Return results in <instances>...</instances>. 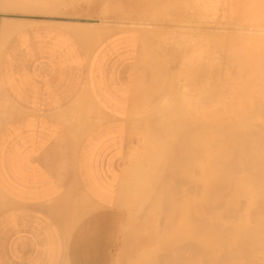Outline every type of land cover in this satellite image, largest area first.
Masks as SVG:
<instances>
[{"label":"rangeland","instance_id":"1","mask_svg":"<svg viewBox=\"0 0 264 264\" xmlns=\"http://www.w3.org/2000/svg\"><path fill=\"white\" fill-rule=\"evenodd\" d=\"M48 1H49V6H50L49 9L36 10L35 12L31 8L24 9L25 6L17 7L16 5L15 6L12 5L13 7H10V6L2 7L4 6L2 4L0 5V16H1L0 21H2L4 18V19H12V21H18V22L19 21L34 22L36 20L39 21L42 19L43 20L44 19H48V20L54 19V20H59V21L84 22V23L93 22L94 26H91V30L87 28L90 26H86V30H85L86 36L84 35L83 37L82 35L77 36L72 31L71 33L65 29H62L61 27H58V25L55 26L51 24H43V23L34 22V24L26 27V28L49 27V28H54L58 30H63L65 32H69L77 40L80 41L82 46H84V42H86L88 45L93 44L94 39L90 37L91 35H93L91 33L93 32L101 33L102 31H99L100 28L102 29L105 27H109L111 29V27H113L112 29H115V30L112 32L113 34L109 33V34L103 35L102 36L103 39L98 43L97 46H99L105 40L110 39L114 34L120 33L122 31H129V33H134L135 35V40L133 41V44L131 46V48L134 51L133 52L134 60H133V64L130 66V79H129L131 83V96L130 97H131V100L133 101V104L130 110V114L128 115V118H126V122L128 125L127 151H126V156L124 160L122 174H124V172L127 169V166L132 162L131 160L134 161L132 162V164L135 163L136 157L138 158L139 157L138 155L142 153L143 147H144L141 142L142 137L144 135V134L142 135V133L145 131L146 128L148 130L150 129V127H152L154 130V131L151 130L153 134L154 132L157 133L159 130L158 133L161 132L162 134L160 133V135L165 137L164 139L166 140V141L159 140L162 142L157 141L158 139L156 140V144L158 143L159 146L163 145L164 148H162L160 151L163 150L164 154L160 152L157 147H156L157 149L156 153L157 154L161 153V156L162 155L166 156V153H167V157H166L167 159L165 157L160 158V154H159L158 155L159 158L157 157L158 161L156 158H153V160L152 159L149 160L150 162L149 161L146 162V166L148 168V169L146 168V172L151 173V174L153 173V175L155 176V179L153 177L154 180L151 179L150 181V183H153L154 186L153 184L151 186L150 183L148 182V184H146L145 187H142L141 190H144V188H146V190H144L145 194L142 193L143 191L142 192L140 191V188H135V191H137L136 189H139L140 194L137 195L139 193L137 191L136 198L138 199H136V202L134 201L135 199L134 196L133 198L131 197L133 199V201L131 202L135 203L133 205H129V204L128 206L126 204L125 205L123 204L114 205V210L118 213V216H119V219H118L119 224L117 226L118 227L117 232L119 234L118 243H120L121 248H122V250H120L119 252L122 254L121 261L122 262L126 261V263H129V264L154 263L150 259H151V256H152V259L156 256V233L155 232L157 230L159 231V229L160 231H169L167 226L166 227L164 226L168 222L167 220L169 219V217L171 218L172 216H175L176 222H177L176 224L177 232L196 233L195 230L198 227V223L199 224L203 223L202 225H204L203 226L204 228L202 227L203 230L198 231L197 233L202 232V234L204 235L200 237H204L207 239L206 240H198V239L193 240V243L195 245L193 249L196 252H194L192 255L193 256L192 264H264V220H263L264 219V214H263L264 213V194H263L264 193V180H263L264 179V175H263L264 174V164H262V166L255 165V163H257L255 162L256 160L254 161L255 156H254V159L252 157L255 151L259 153L260 151L258 152V150H262L261 149L262 147L260 145L263 144L262 142L264 140V139L263 140L260 139L263 135V134L261 135L260 133L262 132V130L264 131V125H263L264 124V105H261L264 103V43L263 42L259 43L260 41L258 42L256 41L257 36H260V34H257L256 31L263 30L264 28L263 26L264 25L263 24L264 23V18H263L264 0H212L211 3H207L208 2L207 1L206 2L207 4L204 2L206 0L204 1L203 0H177V1L176 0H48ZM168 1H171V2H168ZM187 2L188 3L191 2V3L188 4ZM157 4L160 6H158ZM161 5L165 6L164 11H163L164 7H161ZM106 7H109L111 10L107 16L104 15L103 13ZM159 8L161 11L159 10ZM30 10H32V12ZM112 10L116 12H112ZM131 14H133L134 16H132ZM256 14L258 15L259 18L257 17ZM140 15L141 17H138ZM106 19L108 21H106ZM114 20H116L117 22ZM118 21L119 22L124 21L121 23H125L126 26L123 28L119 27ZM203 21H207L208 23L203 22ZM139 23H143V24L145 23L144 26L148 24L150 25V28L147 29V31H144L146 28L141 27ZM150 29L152 30V32ZM89 30H90V33H88ZM249 30H251L252 32H247ZM157 31L158 32L162 31V32L158 33ZM163 31L165 34L167 33L169 34V31H170V34L173 32L171 34V38L167 37L170 34L169 35L167 34L165 36ZM206 32L207 34L208 33L210 34L206 36ZM174 33H177V34H174ZM181 33L182 34L185 33L183 35L185 36L184 38L181 35ZM186 33L187 34L193 33V34L187 35ZM214 33H216L217 35H215ZM149 34H152L154 36L153 37L149 36ZM195 34H198V35L195 36ZM159 35H160V38L158 37ZM193 35L195 37L198 36L195 39V41H194L195 37ZM87 36L89 40H87ZM190 36H193V37H190ZM191 38H193V40ZM174 39H176L177 41ZM190 39L194 42L190 41ZM180 41L184 44H182ZM199 41H201L202 44L204 43V45L202 46L201 43L195 44V42H199ZM6 42L7 40L4 42V44ZM189 42L191 43L190 44L191 47H189L188 45ZM261 45H263L262 48H259ZM187 46L188 48H186ZM193 52H195L196 56L194 55ZM190 53H192V55ZM190 55L192 56V60H190L191 59ZM187 60H189L190 62L186 66V63L188 62ZM193 61H195L194 62L195 64L193 63ZM218 68L220 69L218 70ZM183 69L186 70L187 72H184ZM189 69L191 72L189 71ZM204 70L206 71L204 72ZM196 74L199 79L197 80V83L199 82V84H197L196 81H194L195 79H197V77H195ZM198 74H200V76ZM157 77H158V80H157ZM190 77L192 80L189 79ZM187 79L192 81L193 84L190 85L191 83ZM185 81L189 82V85H190L189 87H191L193 90L188 88L187 82H186V85H184L185 88L184 87H182L183 89L181 88V86H183L182 84H184ZM137 83H140L142 85L137 84ZM160 83H163V84L158 86V84ZM143 84L146 85V87H148L147 90L145 86H143ZM138 85L140 86L138 87ZM193 85H196V86H194L193 88L192 87ZM142 86L143 88H145L143 92H141V90L143 89ZM140 87L142 89H139ZM135 88L139 89L140 91L137 89L135 91ZM186 90H188L190 93L195 94V95L193 94L194 96L190 98L191 100L189 99L191 95ZM140 92L142 93L141 95H140ZM138 93H139V96H138ZM183 93L187 95L188 98L185 95H182ZM161 96L163 99H161ZM156 98L158 102H156ZM164 98L166 101L167 100L173 101V103L174 104L176 103V105L182 99L181 100L183 104L182 106H184L183 110L185 111L183 112V114H186V113L187 114L183 116V114L178 113L177 111L176 112L178 114H181V116L184 118H181L180 116H178L179 118L177 117V119H174L171 116L172 113H170L169 115L171 116V118L168 116L167 113H164L161 117V115H159L158 113H155L157 112V109H156L157 106L159 107V104L161 105V101L163 102ZM159 99H161V101ZM257 102L259 104H257ZM248 103H251V104H248ZM190 105L192 106L189 107ZM153 106H155V108ZM186 106H188V108ZM194 106L195 107L197 106L198 108L197 107L196 108L199 109L200 111L199 110L197 111V109H194ZM200 106H201V109H200ZM137 107L139 108L141 107L140 109L143 112H141L139 108ZM176 107H179V106H176ZM147 108L148 109L150 108L149 110L152 113H150L149 110L147 111ZM189 112L190 113L192 112V113L189 114ZM154 114H158V117L157 115H154ZM165 114H167V117L169 120L166 118ZM150 115L153 116L151 118L152 121L150 120V117H151ZM158 118H161V120ZM234 118H236L237 120H233ZM148 119L150 120L151 123L149 122ZM181 119H183L184 124L182 123ZM186 121L189 122V124L191 123V126H193V128ZM144 122H146V124ZM177 122H179L180 124ZM161 123L162 125H160ZM163 124L165 125L164 127L165 129L164 128L162 129V127L164 126ZM178 124H179V129L177 128L178 130H175L176 129L175 127H178ZM154 125H156V129H154L155 128ZM157 125L159 129H157ZM185 125H187V127ZM260 125H261V129L260 127L258 128V126ZM183 128H186V129L184 130ZM197 129L200 132L197 131ZM162 130H164V132L167 134L165 135V133H163ZM239 130L244 131V133L249 132L250 130L251 132L247 134H244L242 132L244 135H239L241 134ZM257 130L261 131V132H258L260 134L259 135L260 138L258 137V134L255 133V131ZM235 132L236 134L239 133L237 137L234 134ZM156 133L154 135L152 134L153 139L154 138L156 139V136H155ZM176 134L178 135L176 136ZM231 134L234 135V138L235 137L238 138V140L235 138L236 141L233 140V142L230 143V141H232V139H230L232 136ZM191 136H193L194 138L192 137V139H190ZM238 136H241V137L244 136V138L241 139ZM256 137L259 140H257ZM182 139L184 142H182ZM176 140L177 141L180 140V141L177 142ZM187 140L188 141L192 140L191 141L192 143L188 142ZM167 141L169 143L171 142L170 144L172 146L166 144L168 143ZM196 141H199L201 145L198 144L199 142H196ZM163 143L166 144V146H164ZM189 143L191 144V146ZM228 143L229 145L231 144L232 145L229 146ZM174 145H176L177 147ZM186 145L188 146V148ZM167 146L170 147V149L169 148L167 149ZM173 147H174V150H171ZM250 147L251 149H253L254 147L256 149L257 147L258 148L261 147V148L258 150L253 149L252 151L250 150ZM164 149L167 151L165 152ZM189 149L192 150V153L190 152L191 150ZM245 149H248V150H245ZM176 150L177 152H180V153H178L177 155L174 154V156L178 158L180 157V158L178 159L174 157V159L176 158L178 159V161L183 159V161L181 160L182 162L180 161V163L178 161L172 160L173 153H177ZM185 150L187 152L189 150L190 153L188 154L187 152H185ZM263 150L261 151L262 153H264ZM147 151L148 150H144V153L141 155H144V154L147 155L148 154ZM171 151H173V153H171ZM248 151L253 152V154L247 153ZM241 152L242 153L246 152L245 154H249V155H243ZM183 153L186 154L185 156H183L185 159L181 157L182 155H184ZM238 153L240 154L238 155ZM179 154L181 155L179 156ZM201 154H203L202 157L200 156ZM241 154L243 157L242 160L245 159L247 156L248 157L250 156L252 157V161H254L255 163L251 161V163H253L251 164L250 163L251 158L249 157L250 160H248L247 158L248 161H245V162L242 161L244 163V164L242 163L244 167L241 166L242 164H240V162L236 160L238 157H241L240 156ZM169 155H172V157ZM254 155H259V154H254ZM186 156H188V158ZM259 157L260 155L257 158L258 162L264 163L263 161H259L260 159H264V158H259ZM261 157H264V155L263 156L261 155ZM164 158L167 161H164ZM187 159H189V162ZM160 160H162L161 162L163 161L165 162V163L164 162L162 163V166H161ZM184 160H186V162H184ZM230 160H231L232 165L235 164L234 162L236 163L239 162L238 165H240L239 167H242V168L239 169L238 167V169L235 170L234 168H237V166L235 167L233 165V168H230L229 170L225 168L224 170L218 171V165L220 164L219 161H221V164H222V162L230 161ZM148 163L151 166L150 169L148 167ZM171 163H173L174 166L172 164L170 168ZM177 163H179V165L178 167L176 166L177 168H175V165H177ZM183 163L186 164L185 168H183V170L185 169L184 171L182 170L183 166H181V164ZM156 168L157 169L159 168V169L157 170ZM197 168L201 169V174L199 171L200 169H197ZM171 169L178 170L177 172L179 174L175 175L177 174L175 170V173H173V175H175L176 177H174L170 171ZM159 170L160 172H158ZM163 170L169 173L168 174L164 172L165 174H167V177L169 175L168 178L165 177L167 178L165 181L163 180L165 178H162L164 174ZM157 173L158 175L159 174L160 175L156 176ZM187 173L189 174L187 175ZM171 176L174 178V180L175 178L180 179L179 183L180 182L182 183L183 181H185L184 179L186 178L187 179L189 178L190 180V176H191L192 177L191 179L193 180V182L195 181L194 184L196 185L198 184L199 186H201V188H198V185L196 187V185H193L192 181H191L192 183L189 184L188 183L189 180L187 181L186 179V181L184 182L185 184H182L181 189L183 188L185 190L186 187H184V185L188 186L189 190L187 189L188 192L186 190L187 194L190 191L191 184L193 185V187L195 186V188H198V190L200 189L201 190L198 191L196 189L197 190L196 191L195 188H192L191 186V192L193 190L192 192L193 194H191V192L190 194L193 196L188 194L189 198L186 199L184 198L186 197V193H185V195L182 198H180V199L184 198L185 201L178 200L180 203L177 201L175 205L174 204L172 205V203H170L171 201L167 199V197H172V195L173 197L174 196L176 197V195L181 197L179 195L180 190H181L179 188V185H181V183L180 184L178 183L179 185L178 184L176 185L175 183L172 184L171 181L169 180ZM177 176H179L180 178ZM195 176H196V179H194ZM173 178L171 180H173ZM178 179L177 181H174V182L177 183ZM254 180H256V182ZM159 181L161 182V185L159 184L160 183ZM163 181L165 182V185H162V183H164ZM166 181L168 182L170 181V184H168ZM155 184H158V186H156ZM174 184L176 185L175 188H173ZM170 185L173 188L172 190H174L173 191L174 194L172 190H170L171 188L168 187ZM204 185L206 186L207 189L205 188ZM164 186H167L168 188V189L166 188V192H165V197L167 200L165 199L162 203L161 197L162 196L164 197V194H160L156 192L155 190L156 188H159V187L161 189ZM176 187L178 188L177 189L178 192L176 190ZM153 192H155L156 194ZM181 192H183V190ZM151 193L154 197L150 195ZM166 193L169 194V196H166L167 195ZM256 193L258 194L260 193V195ZM216 194H217V197H216ZM156 195H158V197L160 198L158 199ZM244 195H246L248 198L246 196H245L246 198H243ZM214 196L217 198L216 200H219V198H221L222 200L220 199L221 201L219 200L220 201L219 203L216 201L212 202V200L210 199L215 198ZM143 197H146V198H143ZM224 197L227 198L226 199L227 201L224 200L225 199ZM236 197H239V198L235 199ZM251 197H254V198L251 199ZM259 197H262V199ZM153 198L155 199V201L153 200ZM240 198H243V199L240 200ZM255 198H257L258 200ZM75 199L80 200L82 204V201L80 198H75ZM142 199H143V203L141 201ZM254 199H255V205L253 204ZM137 200L140 201L141 204L140 205L138 204V205L141 207H138V205L136 206ZM256 200L258 201L257 204H256L257 202ZM165 202L167 203V206L169 205L168 207L166 206V204H164ZM183 204L188 206L189 211L186 214L184 213V214L178 215L179 208L186 207ZM209 204L210 206L208 207ZM230 205L232 206L230 207ZM155 206H158V207L155 208ZM254 206H258L259 209L258 207L255 208ZM133 207H135V210H133L134 212L132 213L129 212L130 209L131 210L134 209ZM137 207L140 210H138ZM166 207H167L168 212H166ZM224 208H226L227 210ZM148 209H150L149 212H148ZM153 209H155L156 212ZM240 209L242 210V213ZM251 209L252 211H249ZM211 210L215 212L214 215H213L214 212L212 213ZM239 210H240V213L243 214V216L239 213ZM140 212H141V215H140ZM196 212L197 213L199 212L200 214L199 213L197 214ZM234 212H236V214ZM261 212H263L262 215H260ZM156 213H158L157 214L158 218L160 217L161 221L157 219ZM130 215L131 217H129ZM230 215H232V217ZM196 216L199 218L203 217L205 219L202 220V218H200L202 221H199L200 219L197 218ZM240 217H241V220H240ZM162 218L164 221L162 220ZM148 219H149V222H148ZM232 219H233V222H232ZM136 220H138L139 222ZM156 221L160 223L157 224L155 223ZM157 225L159 226L157 227ZM133 226H134V229H133ZM231 226L234 230L231 228ZM255 226H258V229L257 227L255 228ZM70 228H72V225L70 226ZM210 228L211 229L213 228V229L211 230ZM242 229L243 231H245L246 229L247 232L249 230V232L248 233L243 232ZM152 231L154 232L152 233ZM193 237H199V236L193 234ZM194 257L195 259H193ZM204 257H206L207 260ZM180 258H182V256ZM190 258L191 257L188 258L187 256L186 262H190Z\"/></svg>","mask_w":264,"mask_h":264},{"label":"crops","instance_id":"2","mask_svg":"<svg viewBox=\"0 0 264 264\" xmlns=\"http://www.w3.org/2000/svg\"><path fill=\"white\" fill-rule=\"evenodd\" d=\"M2 22L10 29L0 49V264H129L114 203L133 104L134 33L82 46L65 28L71 33ZM167 221L169 231L155 232L163 260L152 264H189L192 241L207 238L177 232L175 216Z\"/></svg>","mask_w":264,"mask_h":264},{"label":"bare ground","instance_id":"3","mask_svg":"<svg viewBox=\"0 0 264 264\" xmlns=\"http://www.w3.org/2000/svg\"><path fill=\"white\" fill-rule=\"evenodd\" d=\"M176 1H177V0H176ZM203 1H204V0H203ZM207 1H208V2H207ZM165 2H166V1H165ZM168 2H171V1H168ZM204 2H205V3H206V2H207V3H211L212 0H206V1H204ZM2 3H5L6 7H9V6H10V7H13L12 5H14V6L16 5L17 7H18V6H21V7L25 6L24 9H26V8H27V9H28V8L30 9V8H31V6H29V5H27V4H23V3H21V2H19V1H17V0H2ZM185 3H186V2H185ZM187 3H188V2H187ZM189 3H191V2H189ZM189 3H188V4H189ZM207 3H206V4H207ZM158 4H159V3H158ZM158 4H157V5H158ZM164 5H165V3H164ZM168 5H169V3H168ZM203 5H204V4H203ZM158 6H160V5H158ZM158 6H157V7H158ZM190 6H191V5H190ZM161 7H164V8H163V11H164L165 6H162V5H161ZM186 7H187V6H186ZM129 8H130V7H129ZM20 9H21V8H20ZM22 9H23V8H22ZM31 9H33L34 12L37 10V9L34 10V8H31ZM156 9H158V8H156ZM156 9H155V10H156ZM168 9H169V7H168ZM170 9H171V8H170ZM261 9H262V8H261ZM39 10H40V9H39ZM122 10H123V9H122ZM159 10H160V8H159ZM30 11L32 12V10H30ZM110 11H111V10H109V7H106V8L104 9V12H103V13H104V15L107 16V15L110 13ZM160 11H161V10H160ZM263 11H264V10H263ZM112 12H116V11H113V10H112ZM150 12H151V11H150ZM169 12H171V11H169ZM192 12H193V11H192ZM207 12H208V11H207ZM124 13H125V12H124ZM133 13H134V12H133ZM145 13H147V12H145ZM156 13H157V12H156ZM260 13H261V12H260ZM126 14H127V13H126ZM154 14H155V13H154ZM253 14H254V13H253ZM131 15L134 16L133 14H131ZM184 15H185V14H184ZM256 15H257V14H256ZM50 16H51V15H50ZM106 16H105V17H106ZM204 16H205V15H204ZM206 16H207V15H206ZM51 17H52V16H51ZM138 17H141V15L138 16ZM184 17H185V16H184ZM193 17H194V16H193ZM200 17H201V16H200ZM200 17H199V18H200ZM257 17H258V15H257ZM257 17H256V18H257ZM165 18H166V17H165ZM202 18H203V17H202ZM258 18H259V17H258ZM263 18H264V16H263ZM120 19H121V18H120ZM152 19H153V18H152ZM170 19H171V18H170ZM3 20H4V19H3ZM27 20H28V19H27ZM38 20H39V19H38ZM126 20H127V19H126ZM133 20H134V19H133ZM143 20H144V19H143ZM195 20H196V19H195ZM206 20H207V19H206ZM33 21H34V20H33ZM106 21H108V20L106 19ZM114 21H116V20H114ZM190 21H191V20H190ZM207 21H208V20H207ZM207 21H203V22L208 23L209 21H208V22H207ZM0 22H1V21H0ZM34 22H37V23H43V24H53V25H58V26L62 27L63 29L65 28V29H67V30L72 31V32L75 33L77 36L82 35V37H83L84 35L86 36V31H85V30H86V26H90V27H87V28H89L90 30H91V26H94V25H93V22H89V23H84V22H68V21H59V20H54V19H53V20H51V19H50V20H48V19H44V20H43V19H42V20H39V21L36 20V21H34ZM34 22H29V21H28L27 23L24 24V27L30 26V25L34 24ZM104 22H105V21H104ZM116 22H117V21H116ZM121 22H124V21H121ZM121 22L118 21V23H119L118 26L121 27V28L125 27L126 24H125V23H121ZM151 22H152V20H151ZM165 22H166V21H165ZM187 22H188V21H187ZM127 23H128V22H127ZM190 23H191V22H190ZM200 23H201V22H200ZM128 24H129V23H128ZM155 24H156V23H155ZM197 24H198V23H197ZM263 24H264V23H263ZM139 25H140L141 27L146 28L144 31H147V29L150 28V25H148V24H146V26H144L145 23H144V24H143V23H139ZM198 25H199V24H198ZM103 26H104V25H103ZM130 26H132V25H130ZM155 26H156V25H155ZM161 26H162V25H161ZM178 26H179V25H178ZM193 26H194V25H193ZM263 26H264V25H263ZM137 27H138V26H137ZM220 27H221V26H220ZM112 28H113V27H111V29H110L109 27H105V28H102V29L100 28L99 31H102L101 33H99V32H98V33H97V32L94 33V32H93V33H91V34H93V35H91L90 37H92V38L94 39V43L97 44L98 42H100V41L102 40V38H103L102 36H103V35H105V34H109V33H112V32L115 30V29H112ZM138 28H139V27H138ZM152 28H153V27H152ZM155 28H156V27H155ZM163 28H164V27H163ZM165 28H166V27H165ZM190 28H191V27H190ZM190 28H188V29H190ZM9 29H10L9 23L2 22V24H1V26H0V31H1V36H2V44H1L0 49H2V47H3V45H4V44H3V37L5 36L6 32L9 31ZM141 29H143V28H141ZM156 29H157V28H156ZM175 29H176V28H175ZM183 29H184V28H183ZM90 30H89L88 33H90ZM150 30H151V29H150ZM162 30H163V29H162ZM192 30H193V29H192ZM198 30H199V29H198ZM87 31H88V29H87ZM142 31H143V30H142ZM154 31H155V30H154ZM154 31H153V32H154ZM173 31H174V30H173ZM184 31H186V30H184ZM195 31H196V30H195ZM84 32H85V33H84ZM151 32H152V30H151ZM157 32H158V31H157ZM159 32H162V31H159ZM159 32H158V33H159ZM166 32H168V31H166ZM181 32H182V31H181ZM191 32H192V31H191ZM239 32H240V31H239ZM247 32H252V31L249 30V31H247ZM144 33H145V32H144ZM147 33H149V32H147ZM147 33H146V34H147ZM163 33H164V31H163ZM172 33H173V32H172ZM172 33H171V34H172ZM177 33H178V31H177ZM177 33H174V34H177ZM199 33H200V32H199ZM256 33H257V34H260V36H257L256 41H257V42L260 41L259 43H262V42L264 43V28H263V30L256 31ZM154 34H155V33H154ZM164 34H165V33H164ZM167 34H168V33H167ZM167 34H165V36H166ZM169 34H170V31H169ZM169 34H168V35H169ZM171 34H170L169 36H167V37H168V38H171ZM184 34H185V33H183V34L181 33L182 36H183ZM186 34H187V33H186ZM189 34L192 35L193 33H188L187 35H189ZM208 34H210V33H208ZM208 34H207V32H206V36H207ZM214 34L217 35L216 33H214ZM88 35H89V34H88ZM144 35H145V34H144ZM178 35H179V34H178ZM196 35H198V34H195V36H196ZM202 35H203V34H202ZM218 35H219V34H218ZM149 36H152V37H153L154 35L149 34ZM161 36H162V35H161ZM175 36H176V35H175ZM182 36H181V37H182ZM193 36H194V35H193ZM193 36H190V37H193ZM195 36H194V37H195ZM199 36H200V35H199ZM206 36H205V37H206ZM158 37L160 38V35H159ZM173 37H174V36H173ZM173 37H172V38H173ZM179 37H180V36H179ZM179 37H178V38H179ZM184 37H185V36H183V38H184ZM197 37H198V36H197ZM197 37L194 38V41H195V39H196ZM147 38H148V37H147ZM156 39H157V38H156ZM164 39H165V38H164ZM166 39H167V38H166ZM176 39H177V38H176ZM176 39H174V40H176ZM187 39H188V38H187ZM191 39L193 40V38H191ZM191 39H190V41H192ZM201 39H203V38H201ZM87 40H89V39H88V36H87ZM87 40H86V41H87ZM144 40H145V39H144ZM154 40H155V39H154ZM170 40H171V39H170ZM178 40H179V39H178ZM184 40H186V39H184ZM156 41H157V40H156ZM167 41H168V40H167ZM176 41H177V40H176ZM182 41H183V39H182ZM194 41H192V42H194ZM144 42H145V41H144ZM150 42H151V41H150ZM154 42H155V41H154ZM180 42H181V41H180ZM252 42H253V41H252ZM148 43H149V41H148ZM158 43H159V42H158ZM166 43H167V42H166ZM181 43H182V42H181ZM185 43H186V41H185ZM196 43H199V44H200L201 41H199V42H195V44H196ZM176 44H177V43H176ZM182 44H184V43H182ZM190 44H191V43L189 42V43H188L189 47H191ZM193 44H194V43H193ZM201 44H202V43H201ZM159 45H160V44H159ZM173 45H174V44H173ZM186 45H187V44H186ZM203 45H204V43L202 44V46H203ZM192 46H193V45H192ZM197 46H198V45H197ZM262 46H263V45H261L259 48H262ZM186 48H188V46H187ZM201 48H202V47H201ZM151 50H152V49H151ZM175 50H176V49H175ZM163 51H164V50H163ZM171 51H172V50H171ZM194 51H195V50H194ZM156 52H157V51H156ZM185 52H186V51H185ZM195 52H196V51H195ZM195 52H193V53H194V55L196 56ZM197 52H198V51H197ZM155 54H156V53H155ZM177 54H178V53H177ZM190 54L192 55V53H190ZM183 55H184V54H183ZM183 55H182V56H183ZM191 55H190V56H191ZM159 56H160V55H159ZM188 56H189V54H188ZM164 57H165V56H164ZM149 58H150V57H149ZM190 58H191L190 60H192V56H191ZM153 59H154V57H153ZM153 59H152V60H153ZM159 59H160V58H159ZM194 59H195V57H194ZM161 60H162V59H161ZM153 61H154V60H153ZM153 61H152V62H153ZM173 61H174V60H173ZM187 61H188V62L186 63V66H187L188 63L190 62L189 60H187ZM160 62H161V61H160ZM194 62H195V61H193V63H194ZM162 63H163V62H162ZM191 63H192V61H191ZM194 64H195V63H194ZM194 64H193V65H194ZM150 65H152V64H150ZM190 65H191V64H190ZM203 66H204V65H203ZM191 67H192V66H191ZM187 68H188V67H187ZM192 68H193V67H192ZM192 68H190V69H192ZM203 68H204V67H203ZM203 68H202V69H203ZM190 69H189V71H190ZM194 69H195V67H194ZM205 69H206V68H205ZM207 69H208V68H207ZM219 69H220V68H218V70H219ZM183 70H184V69H183ZM187 70H188V69H187ZM210 70H211V69H210ZM139 71H140V70H139ZM205 71H206V70H204V72H205ZM213 71H214V70H213ZM220 71H221V70H220ZM184 72H187V71L184 70ZM190 72H191V71H190ZM207 72H208V71H207ZM215 72H216V71H215ZM225 72H226V71H225ZM195 73H196V72H195ZM200 73H201V72H200ZM217 73H219V72H217ZM220 73H221V72H220ZM145 74H146V73H145ZM198 75L200 76V74H198ZM158 76H159V75H158ZM140 77H141V76H140ZM195 77H197V74H196ZM185 79H186V78H185ZM189 79L192 80L191 77H190ZM189 79H187V80L191 83L190 85H192L193 82L190 81ZM148 80H149V78H148ZM157 80H158V77H157ZM181 80H182V79H181ZM197 80H199L198 77H197V79H195L194 81H196V83H197ZM152 82H153V81H152ZM154 82H155V81H154ZM157 82H158V81H157ZM186 82H187V81H185V83L182 84L183 86H181V88L184 87V85H186ZM189 82H187V84H188L187 86H188V88L192 89L191 87H189V86H190V85H189ZM196 83H194V84H196ZM137 84H140V83H137ZM137 84H136V86H137ZM161 84H163V83L158 84V86L161 85ZM197 84H199V82H198ZM140 85H142V84H140ZM140 85H138V87H139ZM156 85H157V83H156ZM143 86H145V88H146V90H147L148 87H146V85H144V84H143ZM143 86H142V88H143ZM147 86H148V85H147ZM194 86H196V85H193L192 87L194 88ZM198 86H199V85H198ZM138 87H137V88H138ZM199 87H200V86H199ZM212 87H213V85H212ZM249 87H250V86H249ZM137 88H135V91H136ZM142 88L140 87L139 89H142ZM145 88H143V89L141 90V92H143ZM169 88H170V87H169ZM184 88H185V87H184ZM139 89H137V90H139ZM156 89H157V88H156ZM160 89H161V88H160ZM162 89H163V88H162ZM179 89H180V88H179ZM182 89H183V88H182ZM247 89H248V88H247ZM176 90H177V89H176ZM192 90H193V89H192ZM139 91H140V90H139ZM139 91H137V92H139ZM161 91H162V90H161ZM179 91H180V90H179ZM186 91H188V90H186ZM141 92H140V95L142 94ZM188 92H189V91H188ZM188 92H187V94H188ZM195 92H196V90H195ZM148 93H149V92H148ZM185 93H186V92H185ZM146 94H147V92H146ZM189 94L191 95V96L189 97V99H190L192 96L195 95L194 93H190V92H189ZM193 94H194V95H193ZM135 95H136V94H135ZM164 95H165V94H164ZM169 95H170V94H169ZM182 95H185V94L183 93ZM138 96H139V93H138ZM162 96H163V95H162ZM162 96H161V99H163ZM185 96L187 97V95H185ZM140 97H141V96H140ZM155 97H156V96H155ZM166 98H168V97H166ZM178 98H179V97H178ZM187 98H188V97H187ZM161 99H159V100L161 101ZM171 99H173V98H171ZM192 99H194V98H192ZM133 100H134V99H133ZM169 100H170V99H169ZM181 100H182V99H181ZM181 100H180L181 103L179 102V103L176 105V103L174 104L173 101H168V100L166 101L165 98H164V101H163V102L161 101V105L159 104V107L157 106V108H156V109H157V112H155L156 110H155L154 112H155V113H158L159 115H161V117H162V115H163L164 113H167L168 116L170 115V113H172L171 116H172V118H174V119H177L178 116H180L181 118H184V117L181 116V114H183V112H185V111L183 110V107H184V106H182L183 104H182V101H181ZM190 100H191V99H190ZM146 102H147V100H146ZM152 102H153V101H152ZM156 102H158L157 98H156ZM260 103H261V102H260ZM150 104H152V103H150ZM154 104H155V103H154ZM186 104H187V103H186ZM192 104H193V102H192ZM248 104H251V103H248ZM255 104H256V103H255ZM257 104H259V103L257 102ZM175 105H176V106H179V107H176ZM246 105H247V104H246ZM261 105H264V103L261 104ZM191 106H192V105H190L189 107H191ZM150 107H151V106H150ZM153 107L155 108V106H153ZM186 107L188 108V106H186ZM186 107H185V108H186ZM196 107H197V106H196ZM196 107L194 106V109H197V108H198V107H197V108H196ZM137 108H139V107H137ZM140 108H141V107H140ZM140 108H139V110L141 111ZM177 108H179V109H177ZM180 108H181V110H180ZM185 108H184V109H185ZM135 109H136V108H135ZM149 109H150V108H149ZM149 109L147 108V111H148ZM152 109H153V108H152ZM200 109H201V106H200ZM202 109H203V108H202ZM145 110H146V109H145ZM153 110H154V109H153ZM198 110H199V109H197V111H198ZM96 111H97V118H98V117L100 118V116H102V113L100 112V110H98V108H96ZM149 111H150V110H149ZM176 111H177L178 113H181V114H178ZM199 111H200V110H199ZM137 112H138V111H137ZM141 112H143V111H141ZM187 112H188V111H187ZM133 113H134V112H133ZM146 113H147V112H146ZM150 113H152V112L150 111ZM191 113H192V112H191ZM191 113L189 112V114H191ZM135 114H136V113H135ZM139 114H140V113H139ZM158 114H154V115H157V117H158ZM167 114H165V115H166V118L168 119ZM186 114H187V113H186ZM186 114H183V116L186 115ZM140 115H141V114H140ZM140 115H139V116H140ZM134 116H135V115H134ZM137 116H138V115H137ZM148 116H149V115H148ZM150 116H151V115H150ZM171 116H169V117L171 118ZM145 117H147V116H145ZM152 117H153V116L150 117V120H151V121H152V119H151ZM99 118H98V119H99ZM138 118H139V117H138ZM163 118H164V116H163ZM166 118H165V120H166ZM178 118H179V117H178ZM187 118H188V117H187ZM197 118H198V117H197ZM211 118H212V117H211ZM158 119L161 120V118H158ZM158 119H157V120H158ZM174 119H173V120H174ZM189 119H190V118H189ZM199 119H200V118H199ZM199 119H198V120H199ZM141 120H142V119H141ZM148 120H149V119H148ZM150 120H149V122H150ZM163 120H164V119H163ZM168 120H169V119H168ZM181 120H182V123H183V119H181ZM233 120H237V119L234 118ZM0 121H1V120H0ZM145 121H146V120H145ZM158 121H159V120H158ZM176 121H177V120H176ZM155 122H156V121H155ZM159 122H160V121H159ZM163 122H164V121H163ZM168 122H169V121H168ZM173 122H174V121H173ZM186 122H187V121H186ZM191 122H192V121H191ZM138 123H139V122H138ZM144 123L146 124V122H144ZM150 123H151V122H150ZM150 123H149V124H150ZM177 123H179V122H177ZM182 123H181V124H182ZM187 123L189 124V122H187ZM192 123H193V122H192ZM196 123H197V122H196ZM246 123H247V122H246ZM140 124H141V123H140ZM156 124H158V123H156ZM179 124H180V123H179ZM179 124H178V127H175V128H176L175 130H178V129H179ZM183 124H184V123H183ZM197 124H198V123H197ZM152 125H153V124H152ZM160 125H162V123H161ZM163 125H164V124H163ZM189 125L191 126V123H190ZM193 125H194V124H193ZM246 125H247V124H246ZM257 125H258V124H257ZM263 125H264V124H263ZM145 126H146V125H145ZM145 126H144V127H145ZM147 126H148V125H147ZM173 126H175V125H173ZM176 126H177V125H176ZM181 126H182V125H181ZM185 126L187 127V125H185ZM194 126H195V125H194ZM154 127H155L154 129H156V125H154ZM164 127H165V125L162 127V129H163ZM167 127H168V126H167ZM167 127H166V129H167ZM191 127L193 128V126H191ZM196 127H197V126H196ZM196 127H195V128H196ZM199 127H200V126H199ZM245 127H247V126H245ZM256 127H257V126H256ZM256 127H255V128H256ZM259 127H260V129H261V125L258 126V128H259ZM177 128H178V129H177ZM195 128H194V130H195ZM197 128H198V127H197ZM253 128H254V127H253ZM258 128H257V129H258ZM157 129H159V128H158V125H157ZM164 129H165V128H164ZM183 129L185 130L186 128H183ZM200 129H201V128H200ZM151 130L154 131L152 127H150V129H148V130H147V128H146L144 132L141 130V131L143 132L142 135L144 134L143 137H142V141H141L142 144H143V146H144V147L142 146V147H143V151H142L141 154L144 153V150H148V151H147L148 154H147V153H146L147 155L144 154V155L147 156V157H145L144 155L139 154V155H138L139 157H138V158L136 157V159H135V163H133V164H132V162H134V161L131 160L132 162L127 166V169H126V171L124 172V174H122V177H121L120 182H119V189H118V191H117V192H118V196H117V195L115 196V199H117L116 197H118V199H117L118 201L116 202L117 204H123V205L126 204L127 206H128V204H129V205H133V204H135V203H132V202H131V201H133V199H132L133 196H134V198H135V199H134L135 202H136V199H138V198H136V197H137V196H136V193H137V191L139 192V189H136L137 191H135V188H140V191H141V192L143 191L142 193L145 194V191H144V190H146V188H144V190H141L142 187H145V185L148 184V182L150 183L151 179H152V180L155 179V176L153 175V173L151 174V173H147V172H146V168H147V166H146V162H148L150 159L153 160V158H156L157 161H158V158H159L158 155H159V154H160V158H161V157H165V158L167 157V153H166V156H163V155L161 156V153H158V154L156 153V152H157V151H156V150H157L156 147L159 149V151H160L162 148H164L163 145H162V146H161V145L159 146L158 143L156 144V140L158 139L157 141H159V140H163V141H164V140H165V139H164L165 137L161 136V135H160L161 132L158 133V132H159V130H158L157 133L154 132V134L156 133V135H155V136H156V139H155V138L153 139V136H152L153 133H152ZM187 130H189V129H187ZM241 130H242V129H241ZM255 130H256V129H255ZM155 131H156V130H155ZM167 131H168V130H167ZM173 131H174V130H173ZM197 131H199V130L197 129ZM239 131H240V130H239ZM162 132L165 133L164 130H162ZM175 132H176V131H175ZM181 132H182V131H181ZM199 132H200V131H199ZM205 132H206V131H205ZM242 132L244 133V131H240L241 134H239V133L236 134V132H235L234 134H235L236 137H237L238 134H239V135H244V134L250 133L251 130H250L249 132H245L244 134H243ZM258 132H261V131H260V130H259V131H258V130L255 131V133L258 134V137H259L260 134H261V135L263 134L261 138L259 137L260 139L263 140V139H264V137H263V136H264V133H263L264 131L262 130V132H261L260 134H259ZM188 133H189V131H188ZM201 133H202V132H201ZM154 134H153V135H154ZM161 134H162V133H161ZM166 134H167V133H165V135H166ZM171 134H172V133H171ZM184 134H185V133H184ZM196 134H197V133H196ZM204 134H205V133H204ZM139 135H140V134H139ZM177 135H178V134H176V136H177ZM188 135H189V134H188ZM194 135H195V134H194ZM231 135H232V134H231ZM200 136H201V135H200ZM167 137H168V136H167ZM189 137H190V136H189ZM192 137H193V136H191L190 139H192ZM195 137H196V136H195ZM206 137H207V136H206ZM236 137H235V138H236ZM238 137L241 138V139L244 138V136H243V137L238 136ZM245 137H246V136H245ZM177 138H178V137H177ZM177 138H175V139H177ZM193 138H194V137H193ZM235 138H234V135H232L231 138H230V139H232V141H230V143L233 142V140H235ZM236 139L238 140V138H236ZM241 139H240V140H241ZM253 139H254V138H253ZM256 139H257V137H256ZM199 140H200V138H199ZM257 140H259V139H257ZM165 141H166V140H165ZM168 141H169V139H168ZM168 141H167V142H168ZM173 141H174V140H173ZM176 141H177V140H176ZM178 141H180V140H178ZM178 141H177V142H178ZM187 141H188V140H187ZM191 141H192V140H190V141H188V142L192 143ZM235 141H236V140H235ZM159 142H162V141H159ZM182 142H184L183 139H182ZM196 142H199V141H196ZM170 143H171V142H170ZM170 143L168 142V143H166V144L172 146ZM174 143H175V142H174ZM190 143H189V144H190ZM262 143L264 144V140H263ZM155 144H156V145H155ZM163 144H164V143H163ZM166 144H164V146H166ZM198 144L201 145L200 142H199ZM240 144H241V143H240ZM263 144L260 145L262 148H261V147H259V148L257 147V149H256V148H255L256 146H255L254 148H253V147H252V148H253V149H256V150H258V149L261 148V149L263 150V149H264V148H263V147H264ZM157 145H158L160 148H159ZM187 145H188V144H187ZM187 145H186V146H187ZM228 145H229V143H228ZM231 145H232V144H231ZM231 145H229V146H231ZM238 145H239V144H238ZM238 145H237V146H238ZM174 146H176V145H174ZM190 146H191V144H190ZM239 146H240V145H239ZM176 147H177V146H176ZM168 148L170 149V147L167 146V149H168ZM187 148H188V146H187ZM187 148H185V149H187ZM189 148H190V147H189ZM191 148H192V147H191ZM202 148H203V147H202ZM177 149H178V148H177ZM199 149H200V148H199ZM253 149H251V147H250V150L253 151ZM164 150H165V149H164ZM171 150H174V147H173ZM189 150H191V149H189ZM189 150H188V152L185 150V152H187L188 154H189L190 152L192 153V150H191L190 152H189ZM196 150H197V149H196ZM245 150H248V149H245ZM245 150H244V151H245ZM262 150H258V152L260 151L259 153H257V152L255 151L254 154H259V155H260L259 158H264V157H261V155H262V156L264 155V153L261 152ZM166 151H167V150H165V152H166ZM181 151H182V150H181ZM263 151H264V150H263ZM145 152H146V151H145ZM160 152H162V153L164 154L163 150L160 151ZM176 152H177V150H176ZM185 152H184V153H185ZM171 153H173V151H171ZM178 153H180V152L173 153V158H172V160H174V161H178V159H179L180 157L178 158V157L174 156V154L177 155ZM184 153H183V154H184ZM202 153H203V152H202ZM241 153H242V152H241ZM245 153H246V152H244V153H242V154H243V155H249V154H245ZM247 153L253 154V152H250V151H248ZM261 153H262V154H261ZM181 154H182V152H181ZM181 154H179V156H180ZM239 154H240V153H238V155H239ZM242 154L240 155L241 157H238V156H237L239 159H238V158L236 159V160H238V161L240 162V164H242V163L245 162V161L250 160V159H249L250 156H249V157L247 156L246 158H245V156H244L245 159L242 160V158H243V157H242ZM254 154L252 155V157H253V159H254V156H255L254 161L256 160L255 162H257V163H255L254 161H252V157H250V158H251L250 163H251V161H252L253 163H255V165H259V166L261 165V166H262V164H264V163L258 162V160H257V158H258L259 155H254ZM131 155H132V153H131ZM155 155H157V156H155ZM185 155H186V154L182 155L181 157H183V156H185ZM202 155H203V154H201L200 156L202 157ZM236 155H237V154H236ZM133 156H134V155H133ZM154 156H155V157H154ZM169 156L172 157V155H169ZM169 156H168V157H169ZM188 156H189V155H188ZM188 156H186V157L188 158ZM191 156H192V155H191ZM256 156H257V157H256ZM157 157H158V158H157ZM174 157H176V158H178V159L175 158V159H176V160H175ZM130 158H131V157H130ZM165 158H164V161H167V160H166L167 158H166V159H165ZM183 158H184V157H183ZM233 158H234V157H233ZM235 158H236V157H235ZM240 158H241V159H240ZM247 158H248V160H247ZM156 159H154V160H156ZM169 159H170V158H169ZM184 159H185V158H184ZM191 159H192V157H191ZM193 159H195V158H193ZM198 159H200V158H198ZM162 160H163V158H162ZM162 160H160L161 166H162V163L164 162V161L161 162ZM172 160H170V161H172ZM181 160L183 161V159H181ZM181 160H179L178 162L180 163ZM187 160H188V162H189V159H187ZM240 160H241V161H240ZM174 161H173V162H174ZM182 161H181V162H182ZM233 161H234V159H233ZM242 161H243V162H242ZM259 161H263V162H264V159H260ZM149 162H150V161H149ZM154 162H155V161H154ZM184 162H186V160H184ZM196 162H197V161H196ZM196 162H195V164H196ZM225 162H227V163H225ZM228 162H230V163H228ZM239 162H238V163L234 162L235 164H233V165H234L235 167L237 166V168H234L235 170H237L238 167L240 166V165H238ZM152 163H153V161H152ZM164 163H165V162H164ZM168 163H169V162H168ZM179 163H177V165H175V168L178 167ZM200 163H201V162H200ZM200 163H199V165H200ZM219 163H220V164L218 165V171H219V170H224L225 168H227L228 170H229L230 168H233V165H232V163H231V160H230V161H224V162H222V164H221V161H219ZM247 163H248V162H247ZM253 163H251V164H253ZM260 163H261V164H260ZM172 164H173V163L170 164V168H171V165H172ZM243 164H244V163H243ZM243 164H242L241 166L244 167ZM155 165H157V164H155ZM165 165H166V164H165ZM167 165H168V164H167ZM185 165H186L185 163L181 164V166H183V167H182V170H183V168H185ZM212 165H213V164H212ZM245 165H246V164H245ZM158 166H159V165H158ZM163 166H164V165H163ZM173 166H174V164H173ZM176 166H177V167H176ZM197 166H198V165H197ZM148 167H149V169L151 168V166L149 165V163H148ZM156 167H157V166H156ZM194 167H195V166H194ZM163 168H164V167H163ZM163 168H162V169H163ZM170 168H168V169H170ZM190 168H191V167H190ZM240 168H242V167H239V169H240ZM147 169H148V168H147ZM156 169H157V168H156ZM158 169H159V168H158ZM158 169H157V170H158ZM165 169H167V168H165ZM179 169H181V168H179ZM197 169H200V168H197ZM173 170H174V169H171V170H170L171 173H172V175H173V173H175V170H176V169L174 170V172H173ZM182 170H181V172H182ZM184 170H185V169H184ZM184 170H183V171H184ZM186 170H187V169H186ZM190 170H191V169H190ZM235 170H234V171H235ZM151 171H152V170H151ZM177 171H178V170H176V173H177V174H175V175H178V174H179ZM197 171H198V170H197ZM199 171H200V174H201V169H200ZM199 171H198V172H199ZM240 171H241V170H240ZM240 171H239V172H240ZM154 172H155V171H154ZM158 172H160V170H159ZM164 172H166V171L163 170V173H164ZM185 172H186V171H185ZM185 172H184V173H185ZM155 173H156V172H155ZM155 173H154V174H155ZM166 173H168V172H166ZM171 173H170V174H171ZM256 173H257V172H256ZM164 174H165V173H164ZM164 174H163L164 177L162 176V178L167 177V174H165V175H164ZM168 174H169V173H168ZM180 174H181V173H180ZM188 174H189V173H187V175H188ZM151 175H153V176H151ZM157 175H158V173L156 174V176H157ZM159 175H160V174H159ZM159 175H158V176H159ZM175 175H173V176L176 177ZM196 175H197V174H196ZM256 175H257V174H256ZM263 175H264V174H263ZM182 176H184V175H182ZM191 176H192V175H191ZM191 176H190V180H189V178H188V179L186 178L187 181L189 180V182H188L189 184L193 182V180L191 179V178H192ZM198 176H199V175H198ZM198 176H197V177H198ZM200 176H201V175H200ZM253 176H254V174H253ZM151 177H152V178H151ZM153 177H154V179H153ZM168 177H169V175H168ZM168 177H167V178H168ZM177 177H179V176H177ZM187 177H188V176H187ZM162 178H161V180H162ZM167 178H165V179H163V180L165 181ZM172 178H173L172 176L169 178V180L171 181V183H172V184L175 183V184L177 185V184L179 183V180H180V179L175 178V180H174V178H173V180H171ZM179 178H180V177H179ZM181 178H182V177H181ZM255 178H256V177H255ZM177 179H178V182H177V183L174 182V181H177ZM186 179H184V180L186 181ZM194 179H196V176H195ZM251 179H252V178H251ZM157 180H158V179H157ZM181 180H182V179H181ZM248 180H249V179H248ZM263 180H264V179H263ZM164 181H163V182H164ZM170 181H169V182L166 181V182H167L168 184H170ZM185 181H183L182 183L180 182L181 185H179L180 183L178 184L180 189H181V187H182V184H185V183H184ZM191 181H192V182H191ZM233 181H234V180H233ZM254 181L256 182V180H254ZM153 182H155V181H153ZM156 182H157V181H156ZM159 182H160V181H159ZM188 183H187V184H188ZM194 183H195V181L193 182V185H196V184H194ZM201 183H202V182H201ZM234 183H235V182H234ZM253 183H254V182H253ZM253 183H252V184H253ZM152 184H153V183H150L151 186H152ZM159 184L161 185V182H160ZM175 184H174V187H173V188H175V186H176ZM189 184H188V185H189ZM155 185L158 186V184H155ZM160 185H159V186H160ZM162 185H165V182L162 183ZM193 185H192V184L190 185V191H189L188 194H190V192H191V186H192V188H195V186L193 187ZM197 185H198V184H197ZM197 185H196V187H197ZM201 185H202V184H201ZM221 185H222V184H221ZM233 185H234V184H233ZM245 185H246V184H245ZM256 185H257V184H256ZM151 186H150V188H151ZM153 186H154V184H153ZM156 186H155V187H156ZM172 186H173V185H172ZM204 186H205V185H204ZM228 186H229V184H228ZM260 186H261V185H260ZM146 187H147V186H146ZM168 187L171 188L170 190L173 189V188L171 187V185L168 186ZM184 187H186V189L184 190V189L182 188V189L180 190V194L178 193L181 197H179V196H177V195H176V197H175V196L173 197V195H172V197H167V199H169V200L171 201L170 203H172V205H173V204L175 205V204L177 203L178 200H179V201H182V200L185 201L184 198H186V199L189 198V195L186 193V190H187V189L189 190V188H188V186H185V185H184ZM216 187H217V186H216ZM262 187H263V186H262ZM148 188H149V187H148ZM150 188H149V189H150ZM166 188H167V186H164V187L161 188V189H160V187H159V188H156V190H155V188H154V190H155L156 192H158V193H160V194H164V197H163V196L161 197L162 203H163V201L166 199V197H165ZM198 188H201V186L198 185ZM198 188H195V190H196V189L198 190ZM205 188H206V186H205ZM167 189H168V188H167ZM177 189H178V188L176 187V190H177ZM206 189H207V188H206ZM215 189H216V188H215ZM215 189H214V190H215ZM230 189H231V188H230ZM261 189H262V188H261ZM182 190H183V192H181ZM188 190H187V192H188ZM195 190H194V191H195ZM197 190H196V191H197ZM200 190H201V189H200ZM200 190H198V191H200ZM243 190H244V188H243ZM258 190H259V189H258ZM258 190H256V191H258ZM167 191H168V190H167ZM173 191H174V190H172V192H173ZM212 191H213V190H212ZM134 192H135V193H134ZM150 192H151V191H150ZM177 192H178V190H177ZM177 192H176V194H177ZM192 192H193V190H192ZM192 192H191V194H193ZM153 193H155V192H153ZM169 193H170V192H169ZM185 193H186V197H184L183 199H180V198H182V197L185 195ZM198 193H199V192H198ZM219 193H220V192H219ZM223 193H224V192H223ZM139 194H140V192H139L137 195H139ZM146 194H147V193H146ZM155 194H156V193H155ZM166 194H167V193H166ZM173 194H174V192H173ZM191 194H190V195H191ZM199 194H200V193H199ZM212 194H213V193H212ZM220 194H221V193H220ZM256 194H258V193H256ZM263 194H264V193H263ZM142 195H143V194H142ZM142 195H141V196H142ZM150 195H152V193H151ZM195 195H197V194H195ZM201 195H203V194H201ZM258 195H260V193H259ZM148 196H149V195H148ZM152 196H153V195H152ZM156 196L158 197V195H156ZM166 196H169V194H167ZM187 196H188V197H187ZM191 196H193V195H191ZM199 196H200V195H199ZM242 196H243V195H242ZM245 196H246V195H244L243 198H246V197H247V196H246V197H245ZM261 196H263V195H261ZM131 197H132V198H131ZM138 197H139V196H138ZM150 197H151V196H150ZM153 197H154V196H153ZM178 197H179V199H178ZM214 197H215V196H214ZM216 197H217V194H216ZM216 197H215V198H211L210 200H212V202L216 201V202L219 203L222 199L219 198V200L221 199V200L219 201V200H216V199H217ZM143 198H146V197H143ZM151 198H152V197H151ZM159 198H160V197H158V199H159ZM196 198H197V197H196ZM206 198H207V197H206ZM224 198H225V197H224ZM238 198H239V197H236L235 199H238ZM243 198H240V200L243 199ZM247 198H248V197H247ZM252 198H254V197H251V199H252ZM259 198L262 199V197H259ZM115 199H114V201H115ZM129 199H130V201H129ZM131 199H132V200H131ZM167 199H166V200H167ZM226 199H227V198H225L224 200H226ZM255 199H257V198H255ZM255 199L253 200V201H254V203H253L254 205H255ZM148 200H149V198H148ZM153 200L155 201L154 198H153ZM247 200H248V199H247ZM257 200H258V199H257ZM257 200H256V201H257ZM141 201H142V203H143V199H142ZM144 201H145V200H144ZM151 201H152V200H151ZM158 201H159V200H158ZM179 201H178V202H179ZM196 201H198V200H196ZM226 201H227V200H226ZM242 201H244V200H242ZM208 202H209V201H208ZM239 202H240V201H239ZM262 202H263V201H262ZM262 202H261V203H262ZM116 203H114V205H115ZM130 203H131V204H130ZM156 203H157V202H156ZM162 203H161V204H162ZM170 203H169V204H170ZM179 203H180V202H179ZM193 203H194V202H193ZM193 203H192V204H193ZM218 203H217V204H218ZM257 203H258V201L256 202V204H257ZM138 204L140 205L141 203H140V201L137 200L136 206H137ZM147 204H148V203H147ZM164 204H166V206H167V203H166V202H165ZM190 204H191V203H190ZM211 204H212V203H211ZM139 205H138V207H141V206H139ZM144 205H145V204H144ZM148 205H149V204H148ZM183 205L186 206V207L188 208L187 205H185V204H183ZM206 205H207V204H206ZM244 205H245V204H244ZM244 205H243V206H244ZM246 205H247V204H246ZM248 205H249V204H248ZM258 205H259V204H258ZM158 206H159V205H158ZM158 206H155V208H157ZM168 206H169V205H168ZM168 206H167V207H168ZM170 206H171V205H170ZM209 206H210V204L208 205V207H209ZM211 206H212V205H211ZM220 206H221V205H220ZM231 206H232V205H230V207H231ZM138 207H137V209H138ZM164 207H165V206H164ZM167 207H166V212H168V211H167ZM172 207H173V206H172ZM172 207H171V208H172ZM186 207H181V208H179V210H178V215H179V214H184V213L186 214V213L189 211V208H188V210H187ZM208 207H207V208H208ZM228 207H229V206H228ZM248 207H249V206H248ZM254 207L257 208L258 206H254ZM254 207H253V208H254ZM133 208H134V209H132V210H131V209H130V210L128 209L129 212H131V213L134 212L133 210H135V207H133ZM212 208H214V207H212ZM212 208H211V209H212ZM216 208H217V206H216ZM237 208H238V207H237ZM237 208H236V209H237ZM246 208H247V207H246ZM124 209H125V208H124ZM137 209H136V210H137ZM169 209H170V208H169ZM224 209H226V208H224ZM258 209H259V207H258ZM138 210H140V209H138ZM138 210H137V211H138ZM149 210H150V209H148V212H149ZM153 210L155 211V209H153ZM194 210H195V209H194ZM209 210H210V209H209ZM226 210H227V209H226ZM237 210H238V209H237ZM240 210H241V209H240ZM240 210H239V213H240ZM146 211H147V210H146ZM158 211H159V210H158ZM158 211H157V212H158ZM160 211H161V210H160ZM211 211H212V210H211ZM249 211H252V209L249 210ZM135 212H136V211H135ZM151 212H152V211H151ZM155 212H156V211H155ZM169 212H170V211H169ZM213 212H214V211H212V213H213ZM222 212H223V211H222ZM259 212H260V211H259ZM158 213H159V212H158ZM158 213H156L157 219L161 221L160 217L158 218V215H157ZM160 213H161V212H160ZM196 213H197V212H196ZM198 213H199V212H198ZM198 213H197V214H198ZM234 213L236 214V212H234ZM239 213H238V214H239ZM241 213H242V210H241ZM241 213H240V214H241ZM262 213H263V212H261L260 215H262ZM161 214H162V213H161ZM163 214H164V213H163ZM199 214H200V213H199ZM214 214H215V212L213 213V215H214ZM216 214H217V212H216ZM249 214H250V213H249ZM251 214H252V213H251ZM253 214H254V213H253ZM263 214H264V213H263ZM140 215H141V212H140ZM152 215H153V213H152ZM213 215H212V216H213ZM220 215H221V214H220ZM227 215H228V214H227ZM241 215L243 216V214H241ZM260 215H259V216H260ZM146 216H147V214H146ZM165 216H166V215H165ZM199 216H200V215H199ZM216 216H217V215H216ZM230 216L232 217V215H230ZM233 216H235V215H233ZM237 216H238V215H237ZM242 216H241V217H242ZM129 217H131V215H130ZM139 217H140V216H139ZM143 217H144V216H143ZM150 217H152V216H150ZM196 217H197V216H196ZM213 217H214V216H213ZM238 217H239V216H238ZM241 217H240V220H241ZM135 218H136V217H135ZM153 218H155V217H153ZM153 218H152V219H153ZM164 218H165V217H164ZM197 218H199V217H197ZM200 218H202V220L205 219V218H203V217H200ZM200 218H199V219H200ZM214 218H215V217H214ZM233 218H234V217H233ZM252 218H253V216H252ZM252 218H251V219H252ZM261 218H262V216H261ZM138 219H139V218H138ZM207 219H208V218H207ZM249 219H250V218H249ZM153 220H154V219H153ZM162 220H163V218H162ZM195 220H196V219H195ZM202 220L200 219L199 221H202ZM236 220H237V219H236ZM263 220H264V219H263ZM136 221H138V220H136ZM163 221H164V220H163ZM204 221H205V220H204ZM208 221H209V220H208ZM257 221H258V220H257ZM260 221H261V220H260ZM138 222H139V221H138ZM138 222H137V223H138ZM148 222H149V219H148ZM156 222H157V221H156ZM156 222H155V223H156ZM197 222H198V221H197ZM232 222H233V219H232ZM254 222H255V221H254ZM133 223H134V222H133ZM145 223H146V222H145ZM159 223H160V222H159ZM159 223H158V224H159ZM204 223H205V222H204ZM216 223H217V222H216ZM229 223H230V222H229ZM131 224H132V223H131ZM135 224H136V223H135ZM152 224H154V223H152ZM202 224H203V223H200V224L198 223V227H197V229L195 230L196 233H197L198 231H202V230H203V228H204L203 226H204V225H202ZM230 224H231V223H230ZM162 225H163V224H162ZM162 225H161V226H162ZM231 225H232V224H231ZM250 225H251V224H250ZM158 226H159V225H157V227H158ZM161 226H160V227H161ZM163 226H164V225H163ZM166 226H167V228H168V225H167V224H166L164 227H166ZM210 226H211V224H210ZM221 226H222V225H221ZM221 226H220V227H221ZM240 226H241V225H240ZM248 226H249V225H248ZM147 227H148V225H147ZM147 227H146V228H147ZM202 227H203V228H202ZM246 227H247V226H246ZM256 227H257V229H258V226H255V228H256ZM150 228H151V227H150ZM201 228H202V229H201ZM218 228H219V227H218ZM224 228H225V227H224ZM231 228H232V226H231ZM237 228H238V227H237ZM248 228H249V227H248ZM250 228H251V227H250ZM133 229H134V226H133ZM152 229H153V228H152ZM156 229H158V228H156ZM163 229H164V228H163ZM165 229H166V228H165ZM200 229H201V230H200ZM210 229H211V228H210ZM212 229H213V228H212ZM212 229H211V230H212ZM232 229H233V228H232ZM252 229H253V228H252ZM143 230H144V229H143ZM211 230H210V231H211ZM233 230H234V229H233ZM236 230H237V229H236ZM236 230H235V231H236ZM130 231H131V230H130ZM205 231H206V230H205ZM242 231H243V229H242ZM157 232H158V230H157ZM203 232H204V231H203ZM206 232H207V231H206ZM233 232H234V231H233ZM243 232H247L246 229H245V231H243ZM248 232H249V230H248ZM248 232H247V233H248ZM254 232H255V231H254ZM131 233H133V232H131ZM152 233H153V232H152ZM158 233H160V229H159V232H158ZM196 233H195V234H196ZM201 233H202V232H201ZM212 233H213V232H212ZM216 233H217V232H216ZM247 233H246V234H247ZM147 234H148V233H147ZM199 234H200V232H199ZM239 234H240V233H239ZM140 235H142V234H140ZM196 235H197V234H196ZM203 235H204V234H203ZM198 236H199V235H198ZM201 236H202V234H201ZM249 236H250V235H249ZM132 237H133V236H132ZM136 237H137V236H136ZM136 237H134V238H136ZM199 238H200V237H199ZM137 240H138V239H137ZM254 240H255V239H254ZM138 241H139V240H138ZM191 241H192V240H191ZM152 242H153V241H152ZM186 242H187V241H186ZM192 242H193V241H192ZM252 242H253V241H252ZM188 243H190V242H188ZM260 243H261V242H260ZM195 244H196V243H195ZM223 244H224V243H223ZM185 245H186V244H185ZM192 245H193V244H192ZM196 245H197V244H196ZM257 245H258V244H257ZM133 246H134V245H133ZM182 246H183V245H182ZM194 246H195V245H193V247H194ZM198 246H199V245H198ZM252 247H253V246H252ZM201 248H202V247H201ZM232 248H233V247H232ZM242 248H243V247H242ZM178 249H179V248H178ZM178 249H177V250L175 249V251H178ZM180 249H181V247H180ZM187 249H188V248H187ZM190 249H191V251H192V246H191ZM190 249H189V250H190ZM259 249H260V248H259ZM170 250H171V249H170ZM170 250L167 251V253H168V252L170 253ZM189 250H187V251H189ZM173 251H174V249L171 251L172 253H170L172 256H173L174 253H176V252H173ZM187 251H186V252H187ZM194 251H195V250H194ZM199 251H200V250H199ZM201 251H202V250H201ZM179 252H180V251H179ZM179 252H177V256H181V255H178V254H180ZM183 252H184V250H183ZM183 252H182V255L185 254V252H184V253H183ZM167 253H166V254H167ZM192 253H194V252H192ZM192 253L188 252V258H189V257H192V256H189V255H191ZM199 253H200V252H199ZM157 254H158V253H157ZM161 254H162V253H161ZM161 254H158V258H157V257H154V258L162 259V258L159 257V256H162ZM166 254H163V257H165ZM170 254L167 255V256H168L167 258H169V259H170V257H169ZM186 254H187V253H186ZM200 254H201V253H200ZM251 254H252V253H251ZM174 255H176V254H174ZM221 255H222V254H221ZM221 255H220V257H221ZM172 256H171V257H172ZM183 256H184V255H183ZM202 256H203V255H202ZM173 257H175V256H173ZM185 257H186V255H185L183 258H185ZM200 257H201V256H200ZM243 257H244V256H243ZM247 257H248V256H247ZM176 258H177V257H176ZM204 258H206V257H204ZM250 258H251V257H250ZM165 259H166V258H165ZM172 259H173V258H172ZM172 259H171V260H172ZM174 259H175V258H174ZM193 259H195V257H194ZM244 259H246V258H244ZM247 259H248V258H247ZM150 260H153V261H154V259H152V256H151V259H150ZM162 260H163V259H162ZM180 260H182V259L180 258ZM206 260H207V258H206ZM206 260H205V261H206ZM177 261H178V260H177ZM190 261H191V260H190ZM201 261H202V260H201ZM148 262H149V261H148ZM158 262H161V261L159 260ZM174 262H175V261H174ZM184 262H185V261H184ZM184 262H183V263H184ZM248 262H249V261H248ZM260 262H261V261H260ZM176 263H177V262H176ZM180 263H182V261H181ZM180 263H179V264H180ZM186 263H187V262H186ZM188 263H190V262H188ZM192 263H193V262H192ZM192 263H191V264H192ZM194 263H195V262H194ZM150 264H152V263H150ZM165 264H166V263H165ZM168 264H169V263H168Z\"/></svg>","mask_w":264,"mask_h":264}]
</instances>
